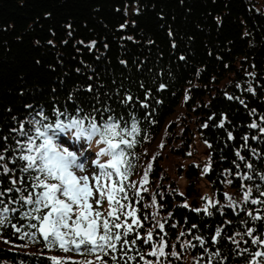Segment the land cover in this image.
I'll return each instance as SVG.
<instances>
[{
	"label": "trees",
	"instance_id": "trees-1",
	"mask_svg": "<svg viewBox=\"0 0 264 264\" xmlns=\"http://www.w3.org/2000/svg\"><path fill=\"white\" fill-rule=\"evenodd\" d=\"M249 86L254 92L247 91ZM127 96L133 99L122 103ZM27 105L43 106L52 122L49 106L61 111L67 107L69 115L76 108L87 114L93 107H110L114 115L137 117L141 134L132 150L130 176L137 186L149 150H167L185 158L194 135L207 141L209 171L188 164L185 173L210 185L218 202L210 209L212 215L195 211L201 209L198 204L178 191L166 170L168 162L151 163L147 192L141 193L139 202L129 190L143 223L142 237L157 221L166 222L164 232L155 229L153 235L155 243L165 237L162 264H207V254L194 239L200 235L209 251L223 253L218 261L245 264L228 237L235 236L241 248L254 250L251 238L244 235L246 229L264 234V221L254 222L247 215L257 209L264 213V205L229 208L224 195L240 202L242 183L254 189L252 198L258 195L257 184L264 191L259 180L264 174V134L249 127L253 122L264 126V0H0V153L3 137L14 146L16 134L10 130L29 118ZM222 117L227 119L220 127ZM206 123L208 127H202ZM237 152L245 157L243 161ZM248 163L255 174L245 182L238 173L248 171ZM175 167L181 171L178 164ZM9 179L0 177L4 187ZM26 222L19 215L11 221ZM217 228L221 236L214 245L210 238ZM185 241L196 247H181ZM151 243L141 240L138 248L155 264L156 258L148 255ZM49 249L39 236L30 240L11 226L0 229V264H56ZM58 253L66 264L94 261V256L70 260L71 254Z\"/></svg>",
	"mask_w": 264,
	"mask_h": 264
},
{
	"label": "snow or ice",
	"instance_id": "snow-or-ice-1",
	"mask_svg": "<svg viewBox=\"0 0 264 264\" xmlns=\"http://www.w3.org/2000/svg\"><path fill=\"white\" fill-rule=\"evenodd\" d=\"M94 45L95 42H92L90 46ZM164 88L165 85L161 84L160 89ZM87 91L91 92L92 87L89 86ZM247 91L254 92V89L249 86ZM132 99V96H127L121 102L127 104ZM228 99L234 98L228 96ZM240 102L244 103L242 100ZM141 107L147 105L141 103ZM26 108L30 112L29 118L20 121L18 127L10 130L16 134L14 146L8 143L9 137L2 138L5 147L0 153V177L9 176L10 179L8 187H4L0 180V229L11 226L22 238L35 240L39 236L48 247H58L65 253L94 256V261H71L70 264H108L106 258H110L111 264H133L137 260L143 264H153L145 259L138 248L139 242L143 240L146 245L152 242L148 255L156 258L155 264H162L161 258L166 255L165 237L161 235L159 243H155L153 235L155 229L163 233L166 222L157 221L154 228L149 229L146 236L142 237L139 230L143 228V223L138 215L139 209L131 202L129 192L131 189L137 202L142 199L141 193L147 192L144 186L148 183V174L152 168L149 163L139 186L137 182L130 180L134 169L132 150L141 134L138 118L131 114L127 119L114 115L110 107H93L87 114H84L83 109L76 108L75 114L69 115L67 107L61 111L49 106L54 117L52 122L43 106L34 108L27 105ZM226 119L222 117L220 127H223ZM202 127H208L207 123ZM249 127L264 134V126L256 122ZM144 138L147 139V136ZM229 139H232L231 133ZM244 139V147H247L249 137ZM251 139L255 140L257 137ZM93 141L98 146V151L94 153L95 159L91 161L96 171L91 176L78 174L88 170L86 161L93 153L86 144ZM8 152L12 153L10 157L5 155ZM253 155H256L255 150ZM237 156L241 161L245 159L239 152ZM104 157L107 159L104 160ZM246 168L248 171L238 173L239 178L245 182L253 180L255 174L252 163L246 164ZM203 171L207 173L209 167L205 166ZM17 172L19 177L16 176ZM259 180L264 182V174L259 176ZM261 187V184L256 185L258 195L252 198L254 189L242 183V200L235 202L225 193L228 201L226 207L264 205V191H261ZM204 199V208L194 210L210 216V209L216 207L218 202L208 197ZM105 200L108 210L103 212L100 206ZM152 204H157L155 195ZM184 206L188 207L187 204ZM18 215L22 221L27 222L12 224L11 221ZM247 215L254 222L264 221V213L259 209L255 214L248 212ZM144 219L147 220L148 217L145 216ZM197 227L192 225V229ZM133 235L134 238L129 239ZM180 235L183 236L184 233ZM235 235L243 239L240 233ZM244 235L251 238L254 250L241 248L235 236H230L228 239L236 245V254L244 257L245 264H264V234L257 236L255 229L248 227ZM220 236L221 229L217 228L210 238L212 244H217ZM194 239L207 254V264H226L225 260H217L223 255L220 250L209 251L205 247L206 241L202 235L195 236ZM181 247L196 245L185 241ZM171 255L176 256L177 253L173 251ZM51 259L56 264H66L65 260H58L56 257Z\"/></svg>",
	"mask_w": 264,
	"mask_h": 264
},
{
	"label": "rangeland",
	"instance_id": "rangeland-1",
	"mask_svg": "<svg viewBox=\"0 0 264 264\" xmlns=\"http://www.w3.org/2000/svg\"><path fill=\"white\" fill-rule=\"evenodd\" d=\"M191 142V147L187 151V155L185 158H180L167 150L158 149L157 151L149 150L147 154H150V159L145 160V162H147L148 164L157 162L162 166L166 165L168 162L169 169L166 168V170H168L169 174L176 182L178 191L184 194L188 201L194 202L195 205L198 204V206L203 209L206 203L204 197H208L210 200H215L214 193L212 192L210 185L202 177L196 176L194 177V179H192L191 175H187L188 172L185 173V169H187L188 164H193L197 170L203 171L208 162V145L197 135H194ZM159 145L160 142L155 143L156 148H159ZM96 151H98V146L95 144V146L91 148V152L93 153V155L86 161V165L88 168L87 172L78 174H87L91 176L92 173L96 171L91 163L92 159H95L94 153ZM103 159L106 160L107 157H104ZM177 164L180 167L181 171H179L177 167H175ZM178 172L181 174H178ZM107 209L108 205L107 201L105 200L100 206V210L106 211ZM58 255V252L54 253V257L57 258ZM71 258H73V256Z\"/></svg>",
	"mask_w": 264,
	"mask_h": 264
},
{
	"label": "clouds",
	"instance_id": "clouds-1",
	"mask_svg": "<svg viewBox=\"0 0 264 264\" xmlns=\"http://www.w3.org/2000/svg\"><path fill=\"white\" fill-rule=\"evenodd\" d=\"M95 146V141H93L91 144H86V147H90V148H92V147H94Z\"/></svg>",
	"mask_w": 264,
	"mask_h": 264
}]
</instances>
